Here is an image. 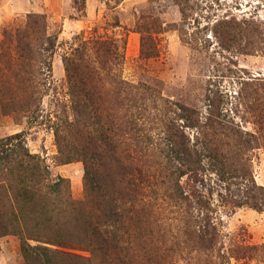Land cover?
I'll return each mask as SVG.
<instances>
[{
  "label": "rangeland",
  "instance_id": "1",
  "mask_svg": "<svg viewBox=\"0 0 264 264\" xmlns=\"http://www.w3.org/2000/svg\"><path fill=\"white\" fill-rule=\"evenodd\" d=\"M28 15L41 16L31 39L1 56L5 30ZM99 38L124 40L120 76L161 96L149 140L126 133L122 115L99 126L96 94L74 108L72 84L87 92L89 70L109 66ZM16 133L0 182L26 179L45 207L35 221L80 242L51 245L79 256L59 264H264V0H0V140ZM173 134L197 160L171 151ZM105 194L125 221L110 226L111 255L76 234L107 220ZM0 264H27L19 234L0 236Z\"/></svg>",
  "mask_w": 264,
  "mask_h": 264
},
{
  "label": "trees",
  "instance_id": "2",
  "mask_svg": "<svg viewBox=\"0 0 264 264\" xmlns=\"http://www.w3.org/2000/svg\"><path fill=\"white\" fill-rule=\"evenodd\" d=\"M38 15H28L27 25L24 29L19 27L13 29H7L4 32V39L1 44V56H6V52L9 51L12 43L21 42L22 39H31L32 32L34 30V25H36L38 20ZM43 41L49 43L51 37L47 35V32H42ZM96 50L106 58L108 63V68L99 73L95 69H90V75L94 78L96 82L102 81L103 78H107L113 82H116V86L112 89H108V92L101 90L98 85L92 84V88L89 91H85L86 88L80 87L76 82L72 84V93L74 96V108L78 114L82 112L83 104L78 99L83 93L96 94L95 100L91 104L90 114L98 119L99 126H103L102 121L104 118H122L121 115L127 118L126 133L131 134L135 140H140L142 138L150 139L152 137L151 128L148 127V120L160 110V104L157 100L161 97L158 94V90L145 84H132L131 82L125 80L120 76L117 66L121 64V59L124 58V54L119 51L120 46L125 47L124 40L122 44L118 43V39H97L93 45ZM17 47V45H16ZM29 47V45H28ZM46 50L49 47H44ZM70 71V70H69ZM68 71V72H69ZM111 91L116 93V98H112ZM123 98H121V96ZM88 95V94H87ZM118 97H120L118 99ZM148 97H151V102H147ZM158 98V99H157ZM165 102V101H164ZM167 102V101H166ZM182 108V107H181ZM152 116V117H151ZM216 121V120H215ZM218 123L220 121H217ZM20 133H16L14 136H9L7 140H0V160L6 161L10 157L12 140L14 138L18 139ZM168 145L172 152H177L179 159H184L187 161H195L198 158L194 157V154L199 155V150L194 145L188 144L185 141H181L180 145L175 142L174 134L170 135L168 138ZM10 151V152H9ZM4 158L6 160H4ZM12 171L11 168H8ZM3 172L9 173L8 170ZM127 170L122 172L121 179L128 186L134 185L138 186V183L132 180V182L127 180ZM11 174H14L11 172ZM119 174V172H118ZM130 174V173H129ZM137 178L142 177V171L139 170L134 173ZM116 177V175H114ZM114 177V179H115ZM113 180L112 185L116 187V180ZM58 183V182H57ZM124 183V184H125ZM98 189H102V184L100 181L96 183ZM51 187V185H49ZM54 186V185H53ZM52 186V188H53ZM116 191V190H115ZM120 192V191H116ZM105 200H99L101 206V211L105 212L106 221L103 223L102 218L94 224L91 223L89 229L81 230L77 232V235L83 236L85 239L84 243L87 244L91 253L96 251H103L105 255H111L113 248L110 247L115 241L113 235H115L114 230L110 226L112 224H121L125 226L124 217L121 212V207L118 205V197L107 198L104 195ZM38 192L32 188V185L26 181V179H15L12 180L10 177L8 180L0 182V200L2 205H0V236L9 232L19 234L21 238L22 251L27 260V264H59L61 261H67L70 259L78 258L79 256L72 252H67L59 248H53L51 245H62L61 243H66L72 241L74 243H80L74 241V238H69L66 234L62 233H51L46 229L49 224L40 225L38 224L32 213L34 214L35 209H39L38 212H43L41 203L37 200ZM103 217V216H102ZM48 222V220H47ZM87 222V221H86ZM86 222L83 223L82 227L85 228ZM123 228H121L122 230ZM126 229H123V233H126ZM31 240H36L40 242L39 244H32ZM87 241V242H85ZM83 243V245H85ZM65 245V244H64ZM114 258V257H113ZM110 264H121L116 259H110Z\"/></svg>",
  "mask_w": 264,
  "mask_h": 264
},
{
  "label": "crops",
  "instance_id": "3",
  "mask_svg": "<svg viewBox=\"0 0 264 264\" xmlns=\"http://www.w3.org/2000/svg\"><path fill=\"white\" fill-rule=\"evenodd\" d=\"M26 3L25 4H23V7H26V6H28L29 4H31L29 1H25Z\"/></svg>",
  "mask_w": 264,
  "mask_h": 264
}]
</instances>
